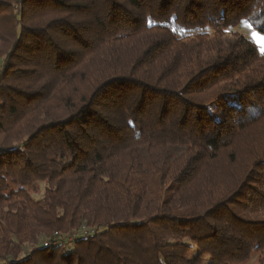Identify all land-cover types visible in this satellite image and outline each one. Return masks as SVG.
Segmentation results:
<instances>
[{"label": "trees", "instance_id": "trees-1", "mask_svg": "<svg viewBox=\"0 0 264 264\" xmlns=\"http://www.w3.org/2000/svg\"><path fill=\"white\" fill-rule=\"evenodd\" d=\"M244 23L264 0H0V264H264Z\"/></svg>", "mask_w": 264, "mask_h": 264}, {"label": "rangeland", "instance_id": "rangeland-1", "mask_svg": "<svg viewBox=\"0 0 264 264\" xmlns=\"http://www.w3.org/2000/svg\"><path fill=\"white\" fill-rule=\"evenodd\" d=\"M237 34H241L249 39L251 42L257 45L260 53L264 55V34L254 30L248 23L242 24L239 29L232 30ZM233 37L230 35L227 36V40H231ZM256 258H253L252 261L248 264H256Z\"/></svg>", "mask_w": 264, "mask_h": 264}, {"label": "snow or ice", "instance_id": "snow-or-ice-1", "mask_svg": "<svg viewBox=\"0 0 264 264\" xmlns=\"http://www.w3.org/2000/svg\"><path fill=\"white\" fill-rule=\"evenodd\" d=\"M147 23L149 24V26H151V24H152V21H150V20H149Z\"/></svg>", "mask_w": 264, "mask_h": 264}]
</instances>
